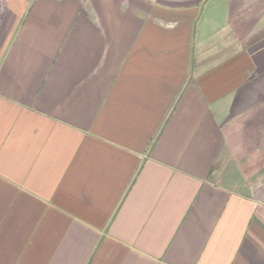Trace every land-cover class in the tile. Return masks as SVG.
<instances>
[{
	"label": "crops",
	"instance_id": "0c3cea01",
	"mask_svg": "<svg viewBox=\"0 0 264 264\" xmlns=\"http://www.w3.org/2000/svg\"><path fill=\"white\" fill-rule=\"evenodd\" d=\"M0 264H264V0H0Z\"/></svg>",
	"mask_w": 264,
	"mask_h": 264
}]
</instances>
